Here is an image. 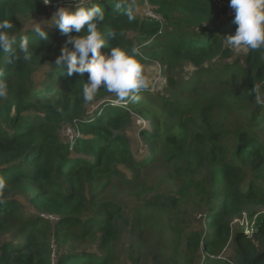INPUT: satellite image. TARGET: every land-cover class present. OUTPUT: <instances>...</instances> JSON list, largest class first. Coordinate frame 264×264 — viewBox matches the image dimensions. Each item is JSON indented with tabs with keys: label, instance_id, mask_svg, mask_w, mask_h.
<instances>
[{
	"label": "trees",
	"instance_id": "obj_1",
	"mask_svg": "<svg viewBox=\"0 0 264 264\" xmlns=\"http://www.w3.org/2000/svg\"><path fill=\"white\" fill-rule=\"evenodd\" d=\"M220 1H83L105 12L102 55L135 45L146 76V60L165 71L138 101L102 86L86 102L88 74L55 64L69 36L46 27L39 40L31 25L76 0H0L21 57L0 51V264H264V49L226 44L238 26ZM135 116L150 125L142 157Z\"/></svg>",
	"mask_w": 264,
	"mask_h": 264
},
{
	"label": "clouds",
	"instance_id": "obj_2",
	"mask_svg": "<svg viewBox=\"0 0 264 264\" xmlns=\"http://www.w3.org/2000/svg\"><path fill=\"white\" fill-rule=\"evenodd\" d=\"M43 3L49 5L52 0H43ZM229 7L234 11V22L238 27L235 35L224 37L226 44L237 52L245 48L264 49V0H230ZM116 8H120L119 3ZM128 17L129 21L134 19L131 11ZM104 20L105 12L99 4L86 5L82 0H76L75 11L70 7H60L48 22L69 38L60 49L55 64L60 67L67 63L68 76L88 74L82 88L86 102L92 101L102 86L119 100L130 98L138 101L140 97L137 93L149 87L143 65L136 59L140 55L139 48L133 45L129 52L115 47L110 54L102 55L100 50L105 46L106 39L98 26ZM12 27L7 19L0 20V51L11 55L10 62L21 58L17 56L14 47L17 45V37L10 34ZM46 27L49 26L44 23L35 24L33 31L39 40L48 39ZM73 32H83L84 35L72 37L69 34ZM116 35V32H111L109 37ZM18 49L24 61H31L33 53L27 36L20 38ZM254 91H259L256 85ZM7 94V83L0 81V98ZM2 187L3 182L0 181Z\"/></svg>",
	"mask_w": 264,
	"mask_h": 264
},
{
	"label": "rangeland",
	"instance_id": "obj_3",
	"mask_svg": "<svg viewBox=\"0 0 264 264\" xmlns=\"http://www.w3.org/2000/svg\"><path fill=\"white\" fill-rule=\"evenodd\" d=\"M85 0H82V2ZM87 1V0H86ZM128 1V0H127ZM129 1H135V0H129ZM64 7V6H61ZM224 7V5H222L221 7L219 6V8ZM59 5H55L54 7H50L47 11V13L45 15H42L41 17H39L36 21H33L31 23V25L35 26L36 23H44L45 26H49V27H54L50 25V21L54 15V13L59 9ZM143 8H146L145 6ZM143 11H141L142 13ZM232 13H230L231 15H235L233 9L231 10ZM148 60H146V63L144 65V67L146 68L147 71V76H148V81H149V89H153L152 91L154 92L155 90V86H157V84L162 81L163 76H164V69L161 65H159L158 63H154V62H147ZM48 70H44L42 71L37 77L38 80L44 79L46 76ZM36 77V79H37ZM136 117V125L132 126L128 131V136L131 140V145L132 148L134 150V154L136 157H142L143 156V151L144 148L142 147V144L139 143V141H141L140 137H139V133L141 131L142 128H149V121L146 119H141L138 116ZM70 129H67L65 131V135L67 136V138L70 140L72 139L75 134L74 132ZM159 183H165V179L164 178H160ZM202 215L199 212H196V219H195V224L198 225L199 224V228H201V218ZM49 219V218H48Z\"/></svg>",
	"mask_w": 264,
	"mask_h": 264
},
{
	"label": "built area",
	"instance_id": "obj_4",
	"mask_svg": "<svg viewBox=\"0 0 264 264\" xmlns=\"http://www.w3.org/2000/svg\"><path fill=\"white\" fill-rule=\"evenodd\" d=\"M218 4V6H226V3L220 1V0H215ZM146 10H144L142 13L140 12L139 15L141 17H146V18H150V19H154V20H159V17L157 16V14L152 10V8L150 6H146ZM231 8L228 7V13H232L231 12ZM49 220L51 221V223L54 225L56 223V218L54 216H49Z\"/></svg>",
	"mask_w": 264,
	"mask_h": 264
}]
</instances>
